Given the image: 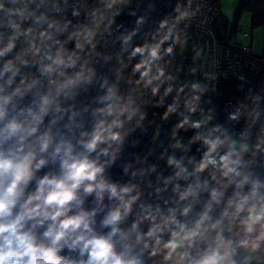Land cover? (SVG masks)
<instances>
[{
    "label": "clouds",
    "instance_id": "obj_1",
    "mask_svg": "<svg viewBox=\"0 0 264 264\" xmlns=\"http://www.w3.org/2000/svg\"><path fill=\"white\" fill-rule=\"evenodd\" d=\"M236 7L0 0V264H264V23Z\"/></svg>",
    "mask_w": 264,
    "mask_h": 264
},
{
    "label": "trees",
    "instance_id": "obj_2",
    "mask_svg": "<svg viewBox=\"0 0 264 264\" xmlns=\"http://www.w3.org/2000/svg\"><path fill=\"white\" fill-rule=\"evenodd\" d=\"M236 17L241 16L242 10L252 17L253 26L264 23V3L261 0H243Z\"/></svg>",
    "mask_w": 264,
    "mask_h": 264
},
{
    "label": "rangeland",
    "instance_id": "obj_3",
    "mask_svg": "<svg viewBox=\"0 0 264 264\" xmlns=\"http://www.w3.org/2000/svg\"><path fill=\"white\" fill-rule=\"evenodd\" d=\"M238 9H239V7H238ZM238 9H237V7L235 8V13H234L235 16L237 15V12L239 11ZM244 13H245V19H247V17L250 16V14L248 12H246V11Z\"/></svg>",
    "mask_w": 264,
    "mask_h": 264
},
{
    "label": "crops",
    "instance_id": "obj_4",
    "mask_svg": "<svg viewBox=\"0 0 264 264\" xmlns=\"http://www.w3.org/2000/svg\"><path fill=\"white\" fill-rule=\"evenodd\" d=\"M242 1H243V0H238V2L240 3V4H239V7H240ZM237 9H238V7H237Z\"/></svg>",
    "mask_w": 264,
    "mask_h": 264
}]
</instances>
